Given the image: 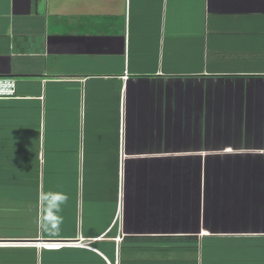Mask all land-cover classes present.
I'll return each instance as SVG.
<instances>
[{"label": "crops", "instance_id": "0c3cea01", "mask_svg": "<svg viewBox=\"0 0 264 264\" xmlns=\"http://www.w3.org/2000/svg\"><path fill=\"white\" fill-rule=\"evenodd\" d=\"M0 77V264H264V0H0Z\"/></svg>", "mask_w": 264, "mask_h": 264}, {"label": "rangeland", "instance_id": "374dc122", "mask_svg": "<svg viewBox=\"0 0 264 264\" xmlns=\"http://www.w3.org/2000/svg\"><path fill=\"white\" fill-rule=\"evenodd\" d=\"M177 146L178 145H176L174 147L176 151H181L184 148H186L190 152L191 151L194 152L199 147L198 145H180L178 147ZM216 146H223V145H216ZM64 168H66V167H64ZM67 174H68L67 170H65V171L61 172L59 175H62L61 176L62 179L66 180ZM55 195H58V194L52 195L50 193L46 197H51V196H55ZM60 196L68 197V195L66 194V190L61 192ZM85 197H86V194H85ZM72 205H73V202H72L71 198L69 197L68 202L66 200L65 202L60 204V207H59L60 210H59V213H58L59 216H57V215L53 214V209H52L51 205L49 204V201L45 199V210H44L45 227L49 228V229H52V226H54V225L57 226L56 227L57 230H54V231L53 230H48L47 232H50V233H64V232H66L65 230L68 229L69 225L71 227V223L73 222V216H74V214L72 213L73 212L72 211L73 210V206ZM85 205H86L87 212H89L90 209L92 208V203L91 202L88 203L87 201H85ZM59 228H61V229H63V228L65 229L66 228V229L65 230H59Z\"/></svg>", "mask_w": 264, "mask_h": 264}, {"label": "built area", "instance_id": "2783aa9c", "mask_svg": "<svg viewBox=\"0 0 264 264\" xmlns=\"http://www.w3.org/2000/svg\"><path fill=\"white\" fill-rule=\"evenodd\" d=\"M16 91V80L12 77H0V97H8L11 95H14ZM53 244L49 243H43L45 246L48 247H60L64 245L65 243H55L51 242ZM70 245H80V246H86L83 243H68Z\"/></svg>", "mask_w": 264, "mask_h": 264}, {"label": "clouds", "instance_id": "9594fccd", "mask_svg": "<svg viewBox=\"0 0 264 264\" xmlns=\"http://www.w3.org/2000/svg\"><path fill=\"white\" fill-rule=\"evenodd\" d=\"M46 200L49 201L52 209L56 212H59V205L67 200L66 196L55 195L51 197H46Z\"/></svg>", "mask_w": 264, "mask_h": 264}, {"label": "water", "instance_id": "95a60500", "mask_svg": "<svg viewBox=\"0 0 264 264\" xmlns=\"http://www.w3.org/2000/svg\"><path fill=\"white\" fill-rule=\"evenodd\" d=\"M61 243V242H60Z\"/></svg>", "mask_w": 264, "mask_h": 264}]
</instances>
